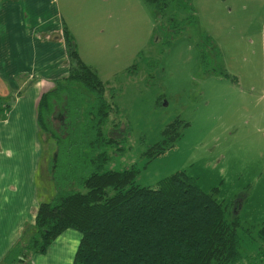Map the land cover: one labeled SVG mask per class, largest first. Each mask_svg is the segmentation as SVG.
<instances>
[{
	"label": "rangeland",
	"instance_id": "1",
	"mask_svg": "<svg viewBox=\"0 0 264 264\" xmlns=\"http://www.w3.org/2000/svg\"><path fill=\"white\" fill-rule=\"evenodd\" d=\"M164 1L162 9L147 0L56 1L117 108L120 127L109 134L127 139L125 152L109 149L106 168L136 165L144 186L184 170L205 191L217 188L226 219L239 215L242 255L255 256L264 244V0ZM174 122L180 137L150 158ZM43 142L40 202L55 192L48 170L55 144Z\"/></svg>",
	"mask_w": 264,
	"mask_h": 264
},
{
	"label": "trees",
	"instance_id": "2",
	"mask_svg": "<svg viewBox=\"0 0 264 264\" xmlns=\"http://www.w3.org/2000/svg\"><path fill=\"white\" fill-rule=\"evenodd\" d=\"M147 1L158 9L166 4ZM63 32L69 73L54 79L36 106L38 125L55 144L48 165L55 192L40 202L34 221L26 223L2 264H32L68 229L81 233L73 264H258L254 259H264V244L258 256L242 255L239 215L226 219L217 188L205 191L184 170L144 186L136 180V165L106 168L109 149L125 152L127 139L109 134L120 127L113 116L117 108L97 72L81 58L70 30L64 26ZM10 107L0 96V116ZM174 126L149 149L150 158L180 137ZM237 201L239 210L243 201ZM258 233L264 243V224Z\"/></svg>",
	"mask_w": 264,
	"mask_h": 264
},
{
	"label": "crops",
	"instance_id": "3",
	"mask_svg": "<svg viewBox=\"0 0 264 264\" xmlns=\"http://www.w3.org/2000/svg\"><path fill=\"white\" fill-rule=\"evenodd\" d=\"M56 1L0 0V96L11 106L0 116V264L40 204L35 177L44 159L43 141L51 139L38 125V98L69 73ZM73 230L62 233L47 253L36 254L33 264H73L81 239Z\"/></svg>",
	"mask_w": 264,
	"mask_h": 264
}]
</instances>
